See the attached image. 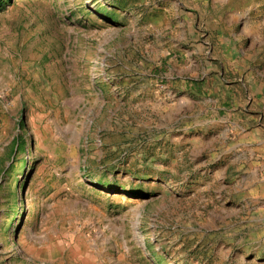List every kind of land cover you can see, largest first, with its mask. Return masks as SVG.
<instances>
[{"label":"rangeland","instance_id":"rangeland-1","mask_svg":"<svg viewBox=\"0 0 264 264\" xmlns=\"http://www.w3.org/2000/svg\"><path fill=\"white\" fill-rule=\"evenodd\" d=\"M0 5V264H264V0Z\"/></svg>","mask_w":264,"mask_h":264},{"label":"crops","instance_id":"crops-1","mask_svg":"<svg viewBox=\"0 0 264 264\" xmlns=\"http://www.w3.org/2000/svg\"><path fill=\"white\" fill-rule=\"evenodd\" d=\"M225 23H227L229 26H231L233 24H239L240 30L241 31L243 30V34H241V35L243 36L244 34H247L248 25L240 17L238 19H236L235 15H231L230 17H227L225 19ZM187 55H189V53H187ZM219 55H221V53H219ZM262 183H264V180H259L258 179V181H257L255 179H248L246 176H243V179L239 182V186L238 187L239 188H242V187L247 188V187H253V186H261V188H263V184Z\"/></svg>","mask_w":264,"mask_h":264},{"label":"trees","instance_id":"trees-1","mask_svg":"<svg viewBox=\"0 0 264 264\" xmlns=\"http://www.w3.org/2000/svg\"><path fill=\"white\" fill-rule=\"evenodd\" d=\"M0 9H1V5H0ZM19 148H20V145H19Z\"/></svg>","mask_w":264,"mask_h":264}]
</instances>
